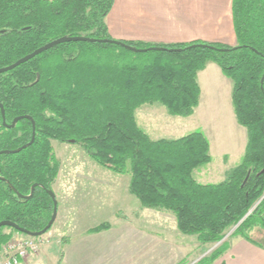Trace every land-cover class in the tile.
<instances>
[{
	"label": "trees",
	"instance_id": "obj_1",
	"mask_svg": "<svg viewBox=\"0 0 264 264\" xmlns=\"http://www.w3.org/2000/svg\"><path fill=\"white\" fill-rule=\"evenodd\" d=\"M113 4L0 0V68L61 36L112 38L105 18ZM233 17L236 46L205 41L157 44L183 50L145 51L153 55L142 60L135 55L139 51L122 45L68 41L0 73L7 123L25 115L36 122L30 146L0 154V221L20 227H0V247L15 233L30 236L26 232L42 230L52 217L54 201L48 189L60 171L53 139L81 144L99 165L130 174L129 190L143 207L171 212L180 232L196 235L200 243L221 242L235 228L232 236L257 244L253 233L264 229V0H233ZM123 42L138 48L156 45ZM109 46L122 50L109 52ZM209 61L218 63L233 81L234 110L247 129L248 142L242 161L224 180L203 183L194 171L212 161L206 134L195 130L178 138L152 139L137 124L136 110L159 102L170 114L192 115L200 101L198 73ZM32 134L31 119L8 127L0 108V151L27 144ZM10 184L24 195L37 186L26 199ZM111 226L105 221L88 232ZM228 246L223 241L195 264H212Z\"/></svg>",
	"mask_w": 264,
	"mask_h": 264
},
{
	"label": "rangeland",
	"instance_id": "obj_2",
	"mask_svg": "<svg viewBox=\"0 0 264 264\" xmlns=\"http://www.w3.org/2000/svg\"><path fill=\"white\" fill-rule=\"evenodd\" d=\"M94 49L103 50L99 46ZM106 50L122 48L109 46ZM152 53L135 55L148 60ZM219 99L217 94L204 95L201 107L191 116L170 114L159 102L147 103L137 108L136 121L152 139L203 131L212 144L213 161L198 167L194 176L200 182H220L227 176L219 175L223 170L222 153H232L228 165L237 166L244 156L239 150L247 130L231 119L232 106L229 110L230 106L220 104ZM224 99L222 96L220 100ZM52 144L60 162L59 175L53 183L58 215L51 229L38 236L42 249L22 264H195L234 237L235 228L221 242L200 243L196 235L180 232L171 212L143 207L129 190L130 174L99 165L81 144L56 139ZM105 221L112 224L111 228L88 232ZM253 237L264 244V229L255 230Z\"/></svg>",
	"mask_w": 264,
	"mask_h": 264
},
{
	"label": "crops",
	"instance_id": "obj_3",
	"mask_svg": "<svg viewBox=\"0 0 264 264\" xmlns=\"http://www.w3.org/2000/svg\"><path fill=\"white\" fill-rule=\"evenodd\" d=\"M105 21L110 36L123 41L156 45L194 41L226 46L238 45L234 28L233 0H114ZM198 81L201 94L197 107H201L204 95L217 94L220 99L223 96L225 99H219L220 104L226 102L228 107L230 106L229 110L232 106L230 117L239 123L232 100L233 81L218 63L209 61L205 68L199 71ZM236 142L239 143L240 138ZM247 142L248 134L246 137L243 135V148L239 152L243 150L245 154ZM211 147L210 142V150ZM231 155L230 152L222 153L223 164L218 166L223 170L219 175H226L234 167L228 165ZM256 241L257 244L242 236L232 237L228 249L212 264H264V244L257 239Z\"/></svg>",
	"mask_w": 264,
	"mask_h": 264
},
{
	"label": "water",
	"instance_id": "obj_4",
	"mask_svg": "<svg viewBox=\"0 0 264 264\" xmlns=\"http://www.w3.org/2000/svg\"><path fill=\"white\" fill-rule=\"evenodd\" d=\"M68 41H89V42H103V43H114V44H118V45H122L128 49H131L133 51H150V50H170V51H181L183 50V48H168V47H163V46H158V45H153V46H150V47H146V48H138L136 46H133V45H130V44H127L125 42H123L122 40H119V39H114V38H105V39H96V38H93V37H89V36H83V35H66V36H61L59 38H56L42 46H40L39 48H37L36 50H34L33 52L27 54L26 56L20 58L19 60H17L16 62L12 63L11 65H8V66H5V67H2L0 68V73L2 72H6V71H9V70H12L14 68H16L17 66L33 59L34 57H36L37 55L47 51L48 49L60 44V43H63V42H68ZM191 46H206L210 49H216V50H221V51H224V50H227L226 48H218V47H215L214 45H211V44H194V45H191ZM261 83L263 84L264 83V76L261 80ZM0 108H1V111H2V115H3V121H4V124L7 125L8 127H15L16 124L19 122V120L23 119V118H29L32 120V123H33V134H32V139L30 142H28L27 144L17 148V149H5V150H2L0 151V154H8V153H17V152H20L21 150H23L24 148H26L27 146H30L34 139H35V136H36V122L34 120V118L30 115H25V116H18L16 118L13 119L12 123L11 124H8L7 123V119H6V111H5V108H4V105L0 102ZM3 178V177H2ZM5 179V178H3ZM9 182V181H8ZM11 187L13 188V190L22 198H31L34 193H35V188L37 186V184H34L33 187H32V190H31V193L30 195H24V194H21L18 189H16L12 184H10ZM48 192L49 194L51 195V197L53 198V201H54V211H53V214H52V217L50 219V221L48 222V224L46 225V227H44L42 230L40 231H36V232H26V234L30 235V236H33V237H36V236H40V235H43L45 234L48 230L51 229V227L53 226L54 222L56 221V218H57V215H58V199H57V196H56V193L54 192L53 189H48ZM2 226H12V227H15L17 229H20L19 225H17L16 223L10 221V220H3V221H0V227Z\"/></svg>",
	"mask_w": 264,
	"mask_h": 264
},
{
	"label": "built area",
	"instance_id": "obj_5",
	"mask_svg": "<svg viewBox=\"0 0 264 264\" xmlns=\"http://www.w3.org/2000/svg\"><path fill=\"white\" fill-rule=\"evenodd\" d=\"M42 239L27 235H15L0 247V264H22L30 255L42 249Z\"/></svg>",
	"mask_w": 264,
	"mask_h": 264
}]
</instances>
